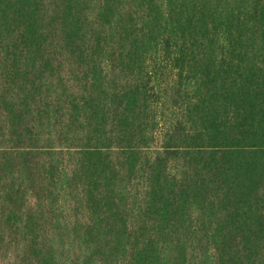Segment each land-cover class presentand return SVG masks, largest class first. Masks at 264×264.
I'll return each instance as SVG.
<instances>
[{
    "label": "trees",
    "instance_id": "16d2710c",
    "mask_svg": "<svg viewBox=\"0 0 264 264\" xmlns=\"http://www.w3.org/2000/svg\"><path fill=\"white\" fill-rule=\"evenodd\" d=\"M0 264H264V0H0Z\"/></svg>",
    "mask_w": 264,
    "mask_h": 264
}]
</instances>
